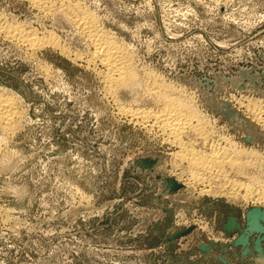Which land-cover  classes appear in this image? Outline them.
<instances>
[{
    "label": "rangeland",
    "instance_id": "374dc122",
    "mask_svg": "<svg viewBox=\"0 0 264 264\" xmlns=\"http://www.w3.org/2000/svg\"><path fill=\"white\" fill-rule=\"evenodd\" d=\"M64 1L120 46L133 80L107 84L58 3L0 0V96L18 111L0 126V264H264V221L249 215L264 202L231 195L153 121L122 112L161 110L165 87L200 124L186 148L227 149L242 167L223 176L264 194V124L248 114L264 120V0Z\"/></svg>",
    "mask_w": 264,
    "mask_h": 264
},
{
    "label": "bare ground",
    "instance_id": "6f19581e",
    "mask_svg": "<svg viewBox=\"0 0 264 264\" xmlns=\"http://www.w3.org/2000/svg\"><path fill=\"white\" fill-rule=\"evenodd\" d=\"M27 1L31 3V5L34 6L35 8L42 10V12L43 11L46 12L47 10H50V7H53L56 3L59 4V7L63 8L67 16L73 21V23L76 24L77 29L81 32L83 37L85 36L87 40H89V42L92 43L95 50L93 52L94 53L93 57L97 59L100 62V65H102L106 69V74L104 71L103 72L105 75H107L106 78L108 81L107 84L114 83L115 87H117L118 85L124 86V84H126L127 81L129 82V80H133V75L128 70L129 61L127 60L123 50L120 48L118 44H116L113 41H110L109 39L105 38L103 35L100 34V30H98L99 27L97 28L95 26V22L90 14L82 10H78V9L73 10L74 8L70 9L71 7L66 6L68 3L66 1L67 4H65L64 0H27ZM1 31L2 33H5V35L9 37V39L10 38L13 39L16 43L20 45L22 44L23 46L24 45L34 46V43H36L34 42L36 39L28 34L30 31L27 33L25 30H24L25 32H23L20 29L19 30L17 28L14 29V27L13 29L11 27H8L6 29V27H4L1 29ZM47 41L49 42V40ZM46 43L42 41V43L39 44L36 43V45L41 46L42 44L46 45ZM49 43H51L52 46L57 47V44L53 42H49ZM154 89H155V94H157L158 101L160 100L162 101V104H164V106L162 105L163 108L161 110L156 112L153 111L146 112L147 111L146 110L145 112H143L142 110L139 111L140 109L139 110L129 109V110H124L122 112L126 113V115L129 114L130 117H139L141 119L140 122L143 125H147V123H149L150 120L153 121V125L156 126L161 133L170 134L171 139L170 138L168 139L171 140V143H173L174 145L179 147V149H181V155H179L180 159L187 160L189 166L191 165L193 167V170L195 171H200L202 173L214 177L221 175L222 179H224L223 183L225 184V186L229 188L228 190L232 191L230 192L231 195L236 194L233 192L238 193L239 190H244V195H243L244 198L246 199L256 198L255 200L264 202V194L262 192L253 194L254 192L250 191L251 188L249 189L248 185L244 186L245 188H241V184H237V183L235 184L223 176L224 171L222 172V170L226 166H232L238 168V170L239 168L242 167V164L237 162L236 159L235 161L233 158L231 159L232 157L231 153L227 149L224 148L219 149V151H213L209 155H205L201 153H194L192 149L189 150L186 148L185 143L181 139L182 134L184 133V131L186 132L191 129H194L197 132L201 131L200 128H198L200 124L196 122L194 120L195 118H193L191 115L186 114L185 109H187V105H185V103H183L179 98L175 99L173 97H170L169 94L170 90L169 91L166 90V88L161 85H159L157 88ZM151 92H153V90L152 91L150 90V93ZM183 112H185V114ZM261 112L263 113V111H259L253 108H248V114L264 124V120L262 121V118L260 116ZM16 116H18V111L12 99L0 96V126H2V128L11 129V126H13V124L15 123ZM193 121H195L196 124H194ZM154 126H152V128ZM199 134L201 133L199 132ZM201 175L199 176L198 172H190L188 176L189 183L191 182L197 185L198 184L205 185L206 183L207 185L210 184V181H207V179H205V177H202ZM230 193H228V195ZM261 262L263 263V261Z\"/></svg>",
    "mask_w": 264,
    "mask_h": 264
},
{
    "label": "water",
    "instance_id": "95a60500",
    "mask_svg": "<svg viewBox=\"0 0 264 264\" xmlns=\"http://www.w3.org/2000/svg\"><path fill=\"white\" fill-rule=\"evenodd\" d=\"M249 215L251 216L250 224L254 225L257 223L259 219L264 221V213L259 209H253L250 211ZM259 227V226H258ZM260 229V228H259Z\"/></svg>",
    "mask_w": 264,
    "mask_h": 264
}]
</instances>
